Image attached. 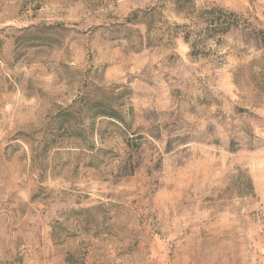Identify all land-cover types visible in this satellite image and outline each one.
Instances as JSON below:
<instances>
[{
    "label": "rangeland",
    "instance_id": "rangeland-1",
    "mask_svg": "<svg viewBox=\"0 0 264 264\" xmlns=\"http://www.w3.org/2000/svg\"><path fill=\"white\" fill-rule=\"evenodd\" d=\"M157 3L0 0V264H264V46Z\"/></svg>",
    "mask_w": 264,
    "mask_h": 264
},
{
    "label": "trees",
    "instance_id": "trees-1",
    "mask_svg": "<svg viewBox=\"0 0 264 264\" xmlns=\"http://www.w3.org/2000/svg\"><path fill=\"white\" fill-rule=\"evenodd\" d=\"M158 3L147 7L144 11V16L149 19L155 16L166 8L168 3L172 4L175 13L185 19L181 24L173 22L168 30L173 35L181 34L184 41L190 44L191 54L200 55L205 53L209 46V39L215 41V45L222 44V35L231 31L234 27L240 28L246 26L250 29L249 32L255 34L257 39H260L262 46H264V30L259 32L250 28V22L244 18L242 14L220 5H205V7L198 9L195 0H157ZM148 31L151 30V21L146 23Z\"/></svg>",
    "mask_w": 264,
    "mask_h": 264
}]
</instances>
